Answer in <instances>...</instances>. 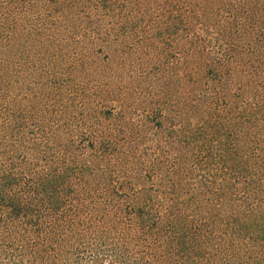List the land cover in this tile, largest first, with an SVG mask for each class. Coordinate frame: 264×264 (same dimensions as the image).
I'll list each match as a JSON object with an SVG mask.
<instances>
[{
	"label": "trees",
	"instance_id": "obj_1",
	"mask_svg": "<svg viewBox=\"0 0 264 264\" xmlns=\"http://www.w3.org/2000/svg\"><path fill=\"white\" fill-rule=\"evenodd\" d=\"M262 8L264 0H0V264H264V108L247 107L240 67L247 21ZM140 23L184 31L185 52L200 61L190 86L201 118L184 126L185 151L167 174L149 166L150 186H96L100 152L110 155L106 172L117 142L92 141L93 160L71 162L83 148L72 115L53 110L51 91L40 97L35 72L29 95L8 85L24 63L41 69L49 37L65 47V26Z\"/></svg>",
	"mask_w": 264,
	"mask_h": 264
},
{
	"label": "rangeland",
	"instance_id": "obj_2",
	"mask_svg": "<svg viewBox=\"0 0 264 264\" xmlns=\"http://www.w3.org/2000/svg\"><path fill=\"white\" fill-rule=\"evenodd\" d=\"M161 25L65 26L71 30L64 36L70 37L65 47H57L56 39L49 37L52 52L43 54L38 64L41 69L31 70V65L24 63L20 77L8 85L13 95H29L35 85L28 75L35 72L38 80H43L40 97L51 91L57 100L53 110L66 109L72 115L83 148L72 155L71 162L81 154L87 162L92 159L91 150L96 149L92 141L117 142L110 150L116 161L111 169L104 168L106 172L101 160L111 163L110 155L100 152L96 186H150L152 180L145 175L149 166L155 162L157 169L167 174L185 151L184 130L201 118V113L193 110L196 87L190 86L200 61L185 52L191 42L179 25L169 29ZM242 42L240 67L246 69L243 89L247 107L259 102L264 108V11L257 20L252 16L247 21ZM54 46L59 50L56 55ZM237 72L243 76L244 72ZM225 83L224 92L230 87ZM230 96L226 95L228 102ZM214 106L221 107V102L215 101ZM257 115L264 120L261 110ZM114 169L119 178L110 173Z\"/></svg>",
	"mask_w": 264,
	"mask_h": 264
}]
</instances>
